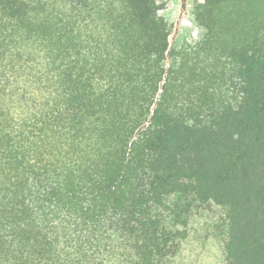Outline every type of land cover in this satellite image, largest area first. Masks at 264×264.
<instances>
[{"label": "trees", "instance_id": "16d2710c", "mask_svg": "<svg viewBox=\"0 0 264 264\" xmlns=\"http://www.w3.org/2000/svg\"><path fill=\"white\" fill-rule=\"evenodd\" d=\"M168 8L0 0V264H264V0Z\"/></svg>", "mask_w": 264, "mask_h": 264}, {"label": "rangeland", "instance_id": "374dc122", "mask_svg": "<svg viewBox=\"0 0 264 264\" xmlns=\"http://www.w3.org/2000/svg\"><path fill=\"white\" fill-rule=\"evenodd\" d=\"M166 2L169 8L166 17L173 24V31L170 35V51L179 48L185 41L195 43L201 39V34L196 28L194 20V8L202 0H159ZM173 63L170 52L166 61L168 69ZM197 254L200 249L195 251Z\"/></svg>", "mask_w": 264, "mask_h": 264}]
</instances>
